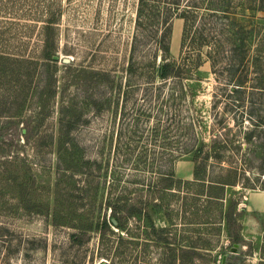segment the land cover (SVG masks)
<instances>
[{"label": "rangeland", "instance_id": "rangeland-1", "mask_svg": "<svg viewBox=\"0 0 264 264\" xmlns=\"http://www.w3.org/2000/svg\"><path fill=\"white\" fill-rule=\"evenodd\" d=\"M140 4L0 0V264H264V68L235 94L205 59L198 80L159 78ZM199 148L236 182L223 203L192 183Z\"/></svg>", "mask_w": 264, "mask_h": 264}, {"label": "trees", "instance_id": "trees-1", "mask_svg": "<svg viewBox=\"0 0 264 264\" xmlns=\"http://www.w3.org/2000/svg\"><path fill=\"white\" fill-rule=\"evenodd\" d=\"M176 6L177 9L164 10L163 15L162 11L149 0H141L139 8V23L142 21L141 17L150 22L157 21L159 18L161 22L159 44L164 55L163 63L159 66L157 73L159 78L163 80L173 78L179 81L198 80L200 68L205 59L210 63L214 73L218 72L226 77L231 93L235 94L246 82L251 70H263L264 34L257 28L261 25L259 21H263L264 18H258L257 21L255 14L264 13V0H239L238 2L236 0H187L186 5L176 4ZM235 8L243 12L238 13L234 11ZM172 14L184 20L181 55L177 60L169 58ZM46 30L49 34L51 26H47ZM46 38L45 44L48 48L49 35ZM54 51L53 49L52 52ZM50 57H53L52 53ZM51 60L57 61L54 57ZM262 77L259 78L262 79ZM190 92L194 93L193 90ZM182 93L185 94V91ZM211 155L212 151L205 152L204 148L195 151L193 161H196V167L192 183L206 184L208 188L206 196L209 202L223 203L227 201L225 189L235 187L236 182L214 180V175L206 174V163ZM226 171V173L231 172ZM168 177L175 178L172 174ZM229 215L225 220L228 226ZM116 221L117 226H121L120 218H116ZM107 226L106 222L105 227Z\"/></svg>", "mask_w": 264, "mask_h": 264}, {"label": "water", "instance_id": "water-1", "mask_svg": "<svg viewBox=\"0 0 264 264\" xmlns=\"http://www.w3.org/2000/svg\"><path fill=\"white\" fill-rule=\"evenodd\" d=\"M55 59H57V57H55ZM63 62L67 64V63L70 62V59L69 58H64ZM112 222H113L114 225H117V222L114 219L112 220ZM237 251H238V245L234 244L233 247L231 248V252L232 253H236ZM226 259H227V256L224 255L223 260H222V264H225ZM102 264H105V263H102Z\"/></svg>", "mask_w": 264, "mask_h": 264}]
</instances>
